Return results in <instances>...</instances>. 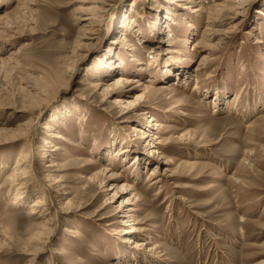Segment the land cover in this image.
<instances>
[{"label": "rangeland", "instance_id": "374dc122", "mask_svg": "<svg viewBox=\"0 0 264 264\" xmlns=\"http://www.w3.org/2000/svg\"><path fill=\"white\" fill-rule=\"evenodd\" d=\"M230 1L0 0V264H264V0Z\"/></svg>", "mask_w": 264, "mask_h": 264}, {"label": "bare ground", "instance_id": "6f19581e", "mask_svg": "<svg viewBox=\"0 0 264 264\" xmlns=\"http://www.w3.org/2000/svg\"><path fill=\"white\" fill-rule=\"evenodd\" d=\"M103 1L104 0H96L95 4H102ZM165 1L167 3L173 5L174 3L178 2V1L181 2L183 0H168V1L165 0ZM245 2L246 1H244V0H231L230 1V7L229 8L230 9H233V10H241V9L243 10V7L245 5ZM97 6L98 5H94L89 10H86L85 12H80L81 14L78 17V21L80 23H83V26L84 27H86V28L89 29V27H92L93 26L94 21L97 20V16H96L97 14L95 13L96 11H98V7ZM197 11L198 10H195V12H197ZM256 13L258 15H261V16L264 17V13H262L260 10H257ZM235 15L236 16H239V15H241V13H237ZM165 19H166V22H170L171 21V19H169L168 17H165ZM88 29L85 31V33H87ZM122 39H124V38H122ZM134 83H136V81H127V80H124L122 77H119V78H117V80L115 81V83H114L113 86L115 88H117V87L118 88L119 87L120 88H124V87L132 86ZM138 88H139V86L138 85H135V86L131 87V91L137 90ZM195 88H197V87H195ZM153 94H155V93H153ZM125 95H127V94H125ZM151 96H152L151 95V92L147 88H145L144 91H143V93L136 94L135 97H134L135 99H132L131 101H128L127 104H125L126 105L125 106V109H127V110L124 113H126L128 115H131L132 113L136 112V110L139 109L142 106L141 103H144L146 99H150ZM115 100H116V102L123 104V102L120 101L121 98L115 99ZM149 119H151L150 123H153L155 121V120L152 119V117H150ZM155 124H154V126L157 125V124L156 125ZM158 127H160V125ZM134 131L139 132V130L138 129H135V128H134ZM57 137H59V136H57ZM149 137H150V135H147V132H146V133L143 134V136L141 138L149 139ZM148 145H149V143H148ZM31 153L33 154V152H31ZM122 153H124V151ZM155 154H157V152H154V155ZM29 155L30 154H27V153L24 154V155H21V157L15 163V167H17V168H15L14 173L17 172V171L20 172V177H18L17 174H15L13 176V179H12V184H13V188H14V197H16V198H13L10 201V205H11L12 208L13 207H16L17 208L19 205H21L20 204V201L23 198L22 197V194L25 193L24 190H26L29 187V184L30 183L32 184V183L35 182V180H37V176H36L35 169H33V170H27L28 168L26 166L24 168H22V169H21V167H18V166H23V163L25 162V160L28 158ZM32 157H33V155H32ZM138 162H139V159L137 158L136 163H134L133 166H135V165L137 166L138 165ZM138 167H139V165H138ZM134 170H135L134 172L137 173L138 169L135 168ZM135 176H136V174H135ZM157 176H158L157 171H156L155 168H153V170H151V173H150V175L148 177L150 179L149 181L151 182L153 180H157V178H158ZM115 178H117V177H115ZM45 186H46V188H49V189H50V187H52V186H49V185H45ZM123 186H125V188H122V191H123L122 193H127V191L128 192L131 191L130 189H128V186L127 185H124L123 184ZM126 187H127V190H126ZM42 206H43V203L41 202V200H39L36 204H34L32 206V208H30L29 215L30 216H33V215H36V214H40V215L43 216L46 211L42 210ZM130 211H132V209L131 210H127V211H122V212L118 213V214H124L125 213L122 216L123 218L126 219V221H124L123 226H130L131 225L130 229L125 232L126 235H128V237L123 238L122 243L132 244L131 249L132 250H138L141 247V245H143V243L140 244L141 242L136 241V240H131V239L133 237L137 236V235H142L145 230L141 226H138V224H140V223L134 218V216L127 214ZM1 220L4 221V220H7V219H1ZM68 231H69V234H70L69 236H71L73 238L77 236L76 232H74V231H72L70 229H68ZM48 240H49V238L46 239V241H48ZM28 241L29 242L38 241V243L39 242L43 243L41 237L39 236V232H35V233L31 234ZM46 241H44V243ZM54 253H55V251H54Z\"/></svg>", "mask_w": 264, "mask_h": 264}]
</instances>
